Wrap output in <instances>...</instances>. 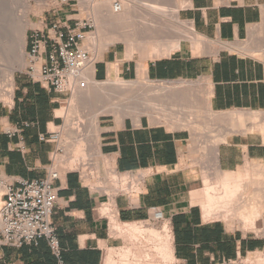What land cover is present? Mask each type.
Segmentation results:
<instances>
[{
  "label": "crops",
  "instance_id": "crops-1",
  "mask_svg": "<svg viewBox=\"0 0 264 264\" xmlns=\"http://www.w3.org/2000/svg\"><path fill=\"white\" fill-rule=\"evenodd\" d=\"M178 2L180 21L191 33L213 44L209 50L197 55L192 41L182 38L155 47L153 53H165L151 58L138 52L129 56L126 45L114 44L95 62V83H114L111 79L119 77L127 82L143 79L167 89L123 114L121 120L113 114H98V131L83 138L96 147L94 153L103 164L120 172H150L136 196L94 190L80 171L59 167L52 223L65 264H104L106 252L121 247V240L112 236L109 220L99 214L106 205L115 209L121 222L147 221L150 209L157 208L173 231L175 264H217L249 257L264 248V203L260 208L261 237L251 228H232L229 223L243 228L236 219L206 221L201 206L193 204L196 179L184 167L191 155L192 133L181 128L199 124L211 113L243 112L244 117L230 116L218 123L214 139L219 142L208 144L218 169L216 178L220 183L227 174L255 176L264 169V116L254 122L256 113H264V62L235 50L264 22V0ZM68 13L66 10L59 19L65 20ZM113 65L117 71L111 69ZM192 93L197 95L194 100L189 97ZM68 101L67 95L31 81L24 72L16 76L11 101H0V175L9 185L46 176L55 146L40 141V135L63 124V116L58 114ZM188 110H194L198 120L185 124ZM25 123L31 126L24 127ZM12 128L22 132L10 136L8 129ZM72 128L70 133L77 135L79 143V132ZM84 163L79 164L87 165ZM0 264H57V260L48 242L40 239L21 248L0 244Z\"/></svg>",
  "mask_w": 264,
  "mask_h": 264
},
{
  "label": "rangeland",
  "instance_id": "rangeland-1",
  "mask_svg": "<svg viewBox=\"0 0 264 264\" xmlns=\"http://www.w3.org/2000/svg\"><path fill=\"white\" fill-rule=\"evenodd\" d=\"M0 1H2L0 3L4 2L3 5L0 4L1 5L0 8L2 9L4 7L3 10H6L5 12L8 14L10 20L13 21L14 26L15 25L17 26V30H15L17 34L14 32L15 34L14 36L17 35L20 36L21 31L19 29L21 28L22 30V27L24 25L23 21H25L28 26L27 27V39H28V36L32 30H43L46 24L51 19H59L60 16L65 13L66 10H69L68 13L69 18L83 19V18L91 17L94 20L91 11H92V5L95 3L96 0L94 1L93 0H0ZM67 1H69L70 6L72 7L67 5L68 3ZM122 1L123 0H116V3H121ZM129 1L132 2V4L134 3L133 6L135 5L134 6L135 9L133 8L134 14L132 16V19L128 23L123 24L122 27L118 26L117 28L116 25H112L111 27L109 26L107 28V32L97 34V28H96L97 26L94 21L95 30L93 33H91L88 36L86 45L92 51V54L95 58V62H97L100 59L99 51L100 48H102L101 45L103 44L104 46L105 43H109L116 35L118 36L121 35L120 38L122 39V41L114 44L126 45V47L129 48L130 50L133 48V50L131 51H133L134 53L138 52L144 55L145 57L147 56L151 58H153L154 56V53L152 51L157 50V48L155 47L170 45L173 42L176 43L178 42V40L180 41L182 38L183 39L189 38L194 46L195 44L200 46L198 47L196 45L198 47L196 48V50L199 49L197 50V52H200L201 50L207 51L212 47L213 44H209L208 42L204 41L194 33L191 34L190 29L189 28L187 29L184 23L180 21L179 16L174 18L173 13L176 12V10H178L181 6L178 2L179 0H129ZM152 6L157 7V9L158 8L162 9L165 12V13L162 12V14L159 13L160 15H162V18H160V16L156 17V15L153 14L154 11L151 8ZM193 35H195L199 40L194 36L196 40L193 41L194 40ZM91 38L97 39V42L92 46L89 44V40H91ZM200 40L205 42L204 45H202L203 47L201 46ZM197 41L199 42L197 43ZM114 44L112 43L109 46ZM239 46H241V48L235 49L236 51H240L245 55L255 57L264 62V22L255 26L252 30L250 38L246 42L240 43ZM108 47L107 48L104 47L105 49L103 48L101 53L103 54V52L106 49H108ZM247 49L249 51L250 49L255 51L253 52L251 50L252 52H249ZM197 52H196L197 55L201 54V52L200 53ZM24 60H25V64L17 68V71L15 72L14 75L15 78L17 75L20 74V72L26 73L27 67L29 65L28 57L26 56V50H25ZM7 61L8 59L6 53L3 54L2 52L0 54V90L3 89L7 84V78L10 72L9 70L11 64ZM111 80H116V78ZM109 81L110 80H108L107 83ZM122 81L125 84H131L130 90L129 91L126 90L128 92L122 91L121 93L118 91V94L117 92L115 94V91H117L119 88L118 86H115L116 88L114 86L113 88H111L112 87L111 86L109 87V90L106 91V93L105 90L104 91L101 90L105 94H107V92L109 93L108 95L105 94L103 95V93L100 92L101 88L99 87L103 85L104 89L105 88L108 89L104 85L107 83L106 82L96 83L97 87L94 85L93 88L90 80L88 79V83H89L88 88L90 90L92 89L93 91H90L87 88L86 91H90V92L87 93L85 91L84 96L83 95L81 96L78 93L76 96L72 98V100L63 104V111H64L63 117H66V126H67V130H66L67 134L65 135V139L70 143L68 149L72 150L75 153V155L81 156L85 161L88 154H93L95 156L94 152L96 147L93 146L91 143L85 142L83 138L88 136L91 138L95 134L93 127L88 125L89 124L91 125V120H93V117L97 115V112L101 113L100 111L103 112V110L105 111L108 110L106 113L103 112L102 114H113L117 116L118 120H121L123 114L125 113L127 114V112L132 110H137L138 105L144 103V100L150 102L153 99L155 93H159L162 91L160 90L162 88L160 84L153 83L147 80L145 85L141 83V81H145L143 79H139L132 82H127L122 79ZM133 84H135L136 86L135 85L133 86ZM131 87L133 88V90L131 89ZM96 88L97 89L99 88L98 89L99 92ZM114 88L115 89L118 88V89L113 91ZM109 91H111L112 93ZM89 93H91L90 96H88ZM86 95L88 96L89 99L87 98ZM78 96L80 97L86 96V97L83 98L84 99L83 100L82 98H77ZM189 97L194 100L196 99L197 95L192 93L189 95ZM0 101H3L5 103L10 102L9 99L6 100L0 99ZM71 104L73 106H70ZM150 105L152 106L153 102H151ZM188 111L189 112H187V119L185 120V123H187L188 120L190 123L195 122L198 116L196 117L194 110H188ZM211 114L212 116H209L208 119L205 118V120L199 121V124L192 123L194 125L181 126V128L189 129L192 133V140L189 143L190 144L189 151L191 152V155L189 161H186V164H184V167L189 168L194 173V177L196 179L192 187V192L194 191L193 195L196 194L195 192H202L203 190H205V187L208 184H210L211 186H216V187L218 186L217 184L218 178H216L217 172L215 169L216 168L215 163L213 161V152L210 150L208 144L211 145L213 143L219 142L218 140L214 139V131L217 124L220 123L223 119L217 120L215 119L214 115L221 116V114L223 113H211ZM255 115H257L258 118H255L254 122H256L258 119H261V117L264 116V113H256ZM239 119H243V118H239ZM71 127L73 128L77 127V131L79 132L78 134L79 143L77 142V135L74 136L71 135L70 133ZM210 135L213 136V138ZM74 146L76 147L74 148ZM85 150H87V152ZM65 157H62L61 159L64 160ZM102 161L103 160L100 158L97 157L95 158V162L98 164V166H96L94 170L95 174L92 176L93 178L87 179V184H91L93 186H102V185L108 186L107 187L108 190L106 191L107 193L120 194L122 188L119 185L114 186V183H112V185H110L109 183L107 184L106 182L107 174L106 171L104 170V168L107 166L105 165L103 166ZM79 163L80 162L77 161V165L74 168L77 169L82 168L85 175L91 176L93 172L91 167L89 168L87 165L81 167ZM68 167L72 168V166H68ZM148 173L144 172L142 174H148ZM130 176L131 177H129V179L130 181H132V183H134V186L137 183L139 184L141 182L140 178H138L139 176L137 177L132 174H130ZM133 180H136L137 183H135ZM262 180H264V177H262ZM4 181L5 179L0 175V189L3 190L2 195H4L6 192L5 185L2 184ZM138 184L136 187H138ZM124 192L127 191L125 190ZM128 192H130V190H128ZM133 198L135 199V197ZM2 201L0 203V206L2 205ZM194 201H195V197H193V204H195ZM101 209L107 211L108 214H106L105 216H107L109 220H110V215H116V211L115 209L112 210L113 208L111 205H106V207H103ZM165 221L164 219L161 218V216L154 213L151 214L150 219L142 222L146 225L147 228L151 227L157 230H161ZM229 225L233 226L232 228H235L234 225H237L239 228L243 229L239 223H235V224L229 223ZM111 230H112V225H111ZM112 232H113L112 236L115 239L121 240L120 242L121 247L114 250H108L106 252V257L108 256V254L111 255L113 259L117 261V264H127V263L143 264L144 262L141 260L140 256L148 252L146 245L143 243V241L142 240L132 241L127 236H119L113 230ZM256 234L258 237L262 236L260 231L259 232L257 231ZM146 240L149 239L146 238ZM130 248L134 252L133 253L134 255L128 258L129 261L127 260L122 261L123 254ZM241 258L244 259V257ZM253 258L257 259L254 264H264V256L260 254V252H255L250 254L248 258V263L251 262ZM150 261H156V259H154L153 256L151 255ZM105 264H107L106 261ZM170 264H175V259Z\"/></svg>",
  "mask_w": 264,
  "mask_h": 264
},
{
  "label": "built area",
  "instance_id": "built-area-1",
  "mask_svg": "<svg viewBox=\"0 0 264 264\" xmlns=\"http://www.w3.org/2000/svg\"><path fill=\"white\" fill-rule=\"evenodd\" d=\"M67 2V5L70 6L69 1ZM94 30L95 25L92 18L73 19L69 16L65 20L51 19L43 30H32L27 39L26 56L29 65L25 73L26 76L47 89L67 95L69 99L77 95L79 91L87 89L89 83L86 73L92 67L94 56L86 42ZM30 126V123L24 124V127ZM74 128L77 131V127ZM66 130V117H63L62 125L48 134L40 135V141L52 143L55 146L46 176L34 181L21 179L16 186L9 185L7 181H4L2 184L5 185L6 192L1 197L3 201L0 206V244L21 248L24 245H31L40 239H45L57 264H65L60 238L52 223V216L57 204L55 182L60 177L59 167L62 166L65 170L70 171H80L87 183V179L93 178L94 170L98 165L93 154L87 153L85 161L81 156L75 155L72 150L68 149L70 143L65 139ZM21 132L20 128L8 129L10 136L18 135ZM20 149L24 150L25 147L21 146ZM85 151L87 152V150ZM62 157L65 159H61ZM77 161H84L89 168L91 167L93 171L91 176L85 175L82 168H74ZM72 162L74 163L72 168L68 167ZM105 171L106 182L110 185H112V174L120 179L125 173L138 176L131 172H120L117 168L112 169L109 166L105 168ZM141 185L138 186V192L121 190L120 195L127 197L136 195L139 193ZM89 186L98 191L108 190V186H93L91 184ZM150 212L158 213L157 208H151ZM255 252H260L264 256V248ZM248 258L247 256L244 259L241 257L227 259L217 264H254L257 260L253 258L248 263Z\"/></svg>",
  "mask_w": 264,
  "mask_h": 264
},
{
  "label": "bare ground",
  "instance_id": "bare-ground-1",
  "mask_svg": "<svg viewBox=\"0 0 264 264\" xmlns=\"http://www.w3.org/2000/svg\"><path fill=\"white\" fill-rule=\"evenodd\" d=\"M0 2H2V1H0ZM3 3H0V4L3 5ZM133 4L129 0H125V1L123 0L121 3H116V0H96L95 3L92 5L91 14L93 15V18H94L93 21H95V24L97 26L96 27L97 28V34L107 32V28L109 26L111 27L112 25H116L118 28V26L122 27L123 24L128 23L132 19V16L134 14V9H135L134 6L135 5L133 6ZM149 7H150V5H149ZM151 8L154 11L153 14H155L156 17L160 16V18H162V15H160V14H162V12L165 13L162 9H159V8L157 9V7H155V6H152ZM3 9H4V7L2 9L0 8V51H1L0 54L2 52H3V54L6 53L7 59H8L7 62H9L11 65H10V70H9L10 72H9L8 78H7V84L5 85V87L3 89L0 90V99H5V100L9 99L11 101V99L13 97V91H14V80H15L14 75H15V72L17 71L18 67L23 66L25 64L24 58H25V50L27 47V27L28 26H27V23L25 21H23L24 25L22 27V30H21V28L19 29L21 31L20 36H18V35L14 36L15 30H17V26L16 25H15L16 27L14 26L13 21L10 20V18L8 17V14L5 12L6 10H3ZM178 10H176V12L173 13L174 18L178 17ZM85 17H87V16H85ZM166 17H167V15H166ZM89 18H91V17H89ZM118 32H120V31H118ZM15 33L17 34V32H15ZM191 34H193V33H191ZM194 36L195 35H193V37ZM120 37H121V35H119V36L116 35L113 37V39L109 43H105L104 46H103V44L101 45L102 48H100V51L98 50L99 54H100L99 60H101L102 49L104 47L107 48L112 43L114 44L117 42H121L122 39ZM195 37L193 38L194 39L193 41L196 40L197 37L196 38ZM96 42H97L96 38H91V40H89V44L91 46L93 44H95ZM198 42L199 41H197V43ZM200 43L202 46V45H204L205 42L201 41ZM196 45L197 44H195V46ZM197 46H196V48L200 47V46H198V47ZM131 47H132V45H131ZM131 50H133V48ZM131 50L128 48V53H129L128 55L129 56H131V54H133V51H131ZM197 50H199V49H197ZM251 50L252 49H250L249 52L253 51V50L252 51ZM164 53L165 52H163V53L155 52L153 57L162 56V55H164ZM12 64H14V65H12ZM94 65H95V60L92 63V67L86 73L87 78L90 80L93 88H94V85L97 87V84L93 81ZM144 67H142L143 68L142 70H144ZM111 69L117 71V66L113 65ZM144 82H146V80ZM141 83L143 84V81H141ZM112 84H115L119 88V89L117 88L118 90L115 89L116 87L114 85L115 88L113 91L117 90V91H115V94H116V92L118 94V91L121 93H122V91L128 92L130 90V85H131V84H125L122 81V79L118 77V78H116V80H114V83L108 82L107 84H104L108 89H106V88L104 89L103 85L101 87H99V88H101L100 92H102L101 90H103V91L105 90V93H106V91L109 90V87H111ZM145 84L146 83H144L143 85H145ZM134 85L135 84H133V86ZM161 87L164 90L167 89V88L165 89L163 86H161ZM111 88H113V86ZM162 88H161V90H162ZM131 89L133 90L132 87H131ZM86 90L87 89L79 91L78 92L79 95L84 96L85 95L84 93ZM88 90H90V89L88 88ZM126 90H128V91H126ZM90 91H93V90L91 89ZM90 91H86V92L88 93ZM111 91H109V92H111ZM98 92H99V90H98ZM105 93H103V95ZM90 94L91 93H89V95L88 94L87 95L90 96ZM108 94L109 93L107 92V94H105V95H108ZM88 96H87V98H88ZM85 97L78 96L77 98L83 99ZM72 98L70 100H72ZM77 100H79V99H77ZM87 100H85V101H87ZM72 104L70 106H73ZM208 109H209V107H208ZM104 111L105 110H103V112ZM107 111H105V113ZM209 111H211V110L209 109ZM100 112L103 113L102 111H100ZM242 113L241 112H234V113L221 114V116L214 115V117L217 120L218 119H224V118L230 117V116L234 117L235 115L244 117L243 116L244 113L243 114ZM98 114H100V113L97 112V115ZM58 115L64 116V111L62 110ZM97 115H96V117H93V120H91V125L90 124L88 125V126L93 127L95 133L98 131ZM95 156L97 158H99L100 155H95ZM73 165H74L73 162L70 163V166H73ZM104 165L109 166L112 169L114 168L109 164H107V165L103 164V166ZM96 166H98V165H96ZM105 168H104V170H105ZM216 172L218 173V169H216ZM128 174L129 173H125L121 179L118 178V176L112 174L111 175V181H112V183H114V186L119 185L123 191L126 190L128 192V190H130V192H138L139 187H136L137 185L134 186V183H132V181H130V179H129V177H131V176H130V174L129 175ZM148 174H142V173L137 174L139 176V177L138 176L137 177L140 178V181H141L139 184L136 182V180H133V181L135 183H137L138 186H140L142 184V181H144V178L146 176H148ZM124 177H126V178H124ZM262 177H264V169L263 168H262V170H260V172L256 173L255 176H249V174H247V175L240 174V175L235 177L232 174H227L225 176L223 182L217 183L218 184L217 187L211 186L210 184L206 183L208 185L205 187V190H203L202 192H195L196 194L193 195V197H195L194 203L196 205L201 206V208L203 210V214H204L203 216H204V219L206 221L219 220V219H222V220L236 219L243 225L244 230H248L249 228H251V230H253L255 232L256 231L259 232L261 230V223H260L261 211H260V208H261V204L264 203V180H262ZM2 193H3V190L0 189V203L2 201L1 200ZM99 214L103 217L108 213L104 209H99ZM157 215L161 216L159 213H157ZM105 218H107L109 220V218L107 216H105ZM110 220H111V222H110ZM110 220H109V222L112 225V230L116 234H118L119 236H127L132 241H139V240L143 241V243L146 245V248L148 250L147 253L142 254L140 256L141 260L144 262L143 264H167V263L170 264L175 259L174 258V250H173V234H172L171 227H170L169 223L166 222L165 220H164L165 223L163 224L161 230H157V229L151 228V227L147 228L143 222H121L120 219L118 218L117 214L116 215H110ZM146 238H148L149 240H146ZM133 253L134 252L132 251L131 248L128 249L123 254L122 261H124V260L129 261L128 258L130 256H133L134 255ZM151 255L153 256L154 259H156V261H150ZM105 261L107 264H117V261H115L113 259V257L109 254L105 258ZM127 264H129V263H127Z\"/></svg>",
  "mask_w": 264,
  "mask_h": 264
}]
</instances>
